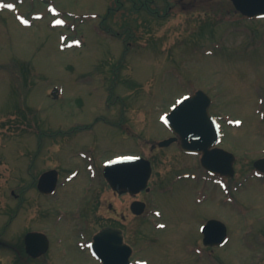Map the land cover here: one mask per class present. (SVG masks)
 Segmentation results:
<instances>
[{"label":"rangeland","instance_id":"rangeland-1","mask_svg":"<svg viewBox=\"0 0 264 264\" xmlns=\"http://www.w3.org/2000/svg\"><path fill=\"white\" fill-rule=\"evenodd\" d=\"M117 6V0H0V229L8 220L6 205L18 197L12 191L18 195L26 189L23 198L28 201L21 217L14 218L17 224L2 237L21 246L20 223L31 220L38 205L51 203V223L44 229L49 232L50 227L61 240L52 239V262L31 264L93 262L75 248L79 237L71 234V212L78 209L77 200L90 202L100 194L99 178L86 177L85 183L80 177L51 198L38 192L39 176L60 168L61 180L68 182L71 166L79 164L71 152L79 150L90 149L98 165L118 153L153 157L150 143H143L169 134L163 114L183 95L203 89L215 97L211 112L229 123L221 145L237 154L233 183L248 176L235 194L242 205L230 207L222 189L215 193L203 186L202 202L195 204L199 182L194 180L162 190L157 185L161 178L166 181L186 169L199 173L195 158L181 160L176 148L164 149V161L155 163L156 190L144 198L163 210L166 228L158 230V240L138 242L137 248L150 264H264V182L252 178L253 161L264 156V18L244 17L231 0H155L153 9L164 17L137 13L130 5L126 10L133 15L123 17L114 10ZM90 14L99 19H82ZM127 17L132 23L128 40L123 32L117 38L97 31L99 24L122 31ZM9 63L15 68L6 67ZM22 63H33L34 69ZM23 73L28 84H35L21 105L16 100L23 94ZM55 88L58 98L51 95ZM21 111L28 119L35 111L40 120L30 127ZM74 125L91 127L71 135L70 141L45 137L39 144L41 130ZM106 199L114 200L113 192H106ZM216 213L228 226L229 240L214 253L204 249L198 263L193 249L201 243L200 224ZM34 223L33 218L28 225L35 228ZM77 245L84 246L83 239ZM23 263L16 253L0 252V264Z\"/></svg>","mask_w":264,"mask_h":264},{"label":"flooded vegetation","instance_id":"flooded-vegetation-1","mask_svg":"<svg viewBox=\"0 0 264 264\" xmlns=\"http://www.w3.org/2000/svg\"><path fill=\"white\" fill-rule=\"evenodd\" d=\"M171 136H174V133L171 131ZM181 140L180 138L178 139V147H180ZM155 149V148H154ZM181 156L187 157V155H190L191 158H195L197 162V167L200 169V173H189V172H184V174L190 175L191 178H195L198 181H203L204 180V173H206L207 177L211 176H218L216 175H211L207 171H202V168L200 167V161H201V154H194V153H186L183 151L180 147L179 149ZM83 155L87 156V151L81 150L80 151ZM118 155V154H116ZM139 155V154H138ZM162 154L157 155L156 153H152L151 160H157L161 158ZM164 160V159H163ZM79 164L76 165L72 170H77L79 174L82 172L86 173L87 172V165H90L91 162H84L83 160H79ZM196 166V165H195ZM102 173L104 174V168L102 167ZM202 171V172H201ZM170 172V169L168 170ZM169 175V174H168ZM183 175V174H182ZM155 176V175H154ZM152 178V185H153V179ZM170 177L165 181V179H162L157 182L162 190L166 191H172V187H175L176 183L179 181L181 177V173H178L174 177L172 175H169ZM101 185H100V194L95 195L93 198V201L91 200L90 202H83L80 200H77L78 204V209L71 212V231H73L71 234L74 235L75 238L79 237L80 239L83 238V241H87L90 243L88 244L90 246V251L89 249H83L81 250L75 245L76 250L84 253L86 257L89 259H92L93 262L91 261L90 263L85 262L84 264H104V261L101 259H98L96 257H93L91 255V249H92V242L94 240V236L101 232L102 230H112L113 233H120V231L123 234L125 242L131 246V251H130V261L133 264H138L139 260H146L148 264L150 263V260L148 257L144 256L141 254L140 250L137 248L138 242L145 241L149 245L152 243L154 240L157 239V235L159 233L158 230H163L166 227V223L164 221V212L163 210L154 204L153 200L147 198L145 199L144 197H150L148 194L151 193V191H143L139 193H132V192H124V188L121 191H115L111 185L108 183L105 178L101 176L100 179ZM170 183H173L171 185ZM170 184V185H168ZM204 187L202 183H199V186L195 190V192H198L197 196H199V192L202 190H199L201 187ZM194 187V185H193ZM209 187V186H208ZM92 187L86 185V189L91 190ZM153 189V187H152ZM209 189V188H207ZM97 190V189H96ZM205 190V189H204ZM111 191L114 194V200H107L106 199V192ZM97 196V198H96ZM22 204L27 205V200L21 199ZM194 203L200 205L201 204V199L195 200ZM213 218V217H212ZM209 220V219H207ZM206 220V221H207ZM205 221V222H206ZM73 222V223H72ZM164 223V224H160ZM204 222V223H205ZM200 224V227L203 226L204 224ZM6 227L9 226V224H5ZM73 227V228H72ZM21 232H20V240L22 241L21 246H16L15 244L12 243L11 239H7L6 241H2L0 238V250H6L10 254L16 253V256L19 257V260L22 259V262H25L23 264H27V242H26V236H27V221H23L21 224ZM6 229V228H5ZM39 230V229H35ZM41 231V230H40ZM4 232V234H6ZM200 237L203 238V234L200 231L198 232ZM79 235V236H77ZM90 237V238H89ZM114 238H116L114 236ZM144 246H142L143 248ZM106 248V247H105ZM198 247L196 248V250ZM50 250V249H49ZM196 252V251H195ZM198 255L197 257V262L201 263L202 261V254L196 252L195 255ZM45 255L39 256L37 258H32L35 259V261L41 262L45 261L47 259H50L49 257H45Z\"/></svg>","mask_w":264,"mask_h":264},{"label":"water","instance_id":"water-1","mask_svg":"<svg viewBox=\"0 0 264 264\" xmlns=\"http://www.w3.org/2000/svg\"><path fill=\"white\" fill-rule=\"evenodd\" d=\"M235 6L245 15L250 17L264 15V0H233ZM210 105V99L199 91L193 97L185 99L179 108H177L171 115L166 117V120L171 127L183 137V147L189 151H203V164L211 171H220L223 174H234L233 163L235 156L228 151L221 148H214L210 150V147L216 144L218 141V132L212 129L213 119L211 118L208 107ZM171 140L161 142V145L170 144ZM140 159L139 165L127 163V160L118 162V165L114 168L122 169L118 172L126 174V170L132 171L134 175H125L122 182L112 173L111 170L107 173V177L111 184L118 188L120 184H123L130 190H142L145 188L152 168L149 161L142 165ZM258 168H264V159L256 162ZM53 172L45 173L40 182V188L44 192H49L56 185V177L53 176ZM206 232L205 243L206 244H218L222 245L227 238L226 225L217 219L210 220L204 228ZM211 235L214 239L211 238ZM32 238H36V234H32ZM101 235L96 237L97 248H99V240ZM31 235L29 236V240ZM34 254V252H32Z\"/></svg>","mask_w":264,"mask_h":264},{"label":"trees","instance_id":"trees-1","mask_svg":"<svg viewBox=\"0 0 264 264\" xmlns=\"http://www.w3.org/2000/svg\"><path fill=\"white\" fill-rule=\"evenodd\" d=\"M128 2H130V3H128ZM134 2V0H117V7H115V9L114 10H116V12H121V15L124 17V15H125V11H127L126 9V7L128 6V5H130V9L132 10V11H136V10H138V9H136V8H138V6H137V3H133ZM146 5H143V7H145V6H147L148 5V3H145ZM147 8L148 9H150V7H149V5L147 6ZM136 9V10H135ZM151 10V9H150ZM151 13H155V14H159V12L158 11H152ZM154 14V15H155ZM128 26H130L127 30H129V31H131V25H132V23H131V20L129 21V23L127 24ZM23 122H26V121H23Z\"/></svg>","mask_w":264,"mask_h":264},{"label":"snow or ice","instance_id":"snow-or-ice-1","mask_svg":"<svg viewBox=\"0 0 264 264\" xmlns=\"http://www.w3.org/2000/svg\"><path fill=\"white\" fill-rule=\"evenodd\" d=\"M10 6V5H9Z\"/></svg>","mask_w":264,"mask_h":264}]
</instances>
